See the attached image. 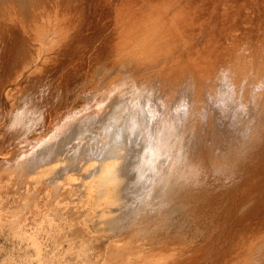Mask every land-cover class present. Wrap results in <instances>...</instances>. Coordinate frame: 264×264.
<instances>
[{"label": "bare ground", "instance_id": "6f19581e", "mask_svg": "<svg viewBox=\"0 0 264 264\" xmlns=\"http://www.w3.org/2000/svg\"><path fill=\"white\" fill-rule=\"evenodd\" d=\"M40 1L0 0V62L5 59L8 68L9 66L18 67L19 63L14 64L12 61L18 48L22 51L19 50L22 55L20 58L23 57L19 66L22 65V69H27L28 66L34 65L33 68L39 70L45 63L53 62L64 49V47L62 49V45H64L62 41L57 39L60 38L58 33L60 31L57 28L59 22L53 20L55 13L51 12V18L54 16L53 19H49L48 14L46 17L44 15V18L43 5ZM238 2L243 5L242 2H246V0H238ZM55 6L54 9L57 7ZM123 12L115 18L116 22H114L118 28L117 33L115 35L113 33L114 39L117 41L115 48L119 50V53L116 54L114 61L110 62L111 66L103 69L98 77L99 80L95 81L96 84H89L90 87H88L91 90L84 94L85 98L81 102L82 104L79 103V106H71L72 108L67 109L62 116H59L62 121L56 119L60 121L57 127L56 120L52 125L50 124L51 127L55 124L53 128L56 129L50 130V135L46 136L45 133L42 135L46 136L42 138L43 143L39 142L37 144L39 147L29 151L30 154L24 153L26 156L25 159L21 156L22 162L17 160L21 162L15 167V172L21 177L19 180L25 183L22 178L24 177L25 180V177L32 176V180L35 178L36 182H40L35 186L39 193L41 190L44 191L43 188L53 186L54 190L51 192L54 198L52 199L58 205L60 198L67 196L64 187L67 182L74 179L71 174L75 170L78 172L81 166L83 168L88 165L90 169L94 167L91 175L90 172L87 173L89 175H86V177H90V180L84 176L85 171L82 176L86 180L81 179L80 185L77 182L74 187L78 184L82 197L86 198V200L85 198L78 199L81 206L84 204L96 211L110 210L112 212L110 214L113 215L104 212L99 214L96 211H94L95 214L91 212L94 216L98 214V217H104L103 224L108 226V229L120 232L130 226L136 227L134 229L136 234L139 233L136 235L138 238L141 235L144 237V234L150 230L153 235L159 233L162 227L168 228L169 232L172 231L174 234L183 236L182 239L185 238L186 233L190 235L189 237L203 238L207 236L210 241L215 243V246H211L215 248L213 249L215 251L210 253L212 252L210 248V252H208L206 244H202L204 248L198 247L201 251L203 249L205 252L203 254L208 255L205 257L210 259L206 261L208 263L201 260L204 264H264V36L260 35L256 39L250 37L246 40L238 36L236 34L238 28L239 35L248 31L247 37L252 29L256 30L251 23L241 26L244 23L242 19L237 25H232L231 22V26L219 24L213 26L215 29L213 32L211 31L213 34L211 36L214 38L203 33L202 39L198 38L197 40L196 37H192L194 33L190 34L192 43L196 42L192 46H196V48L191 47L192 50H187L188 52L185 48L184 50L189 54H180L177 58L174 52L178 46H168L170 41L165 42V45L160 44L166 38V34L159 37L155 25L151 24L150 27L148 26L149 28L142 27L140 21H132V17L128 18L133 15L132 13L126 15ZM240 13L242 12L240 11ZM133 16L135 17V15ZM136 19H138L137 15ZM152 21L153 19L150 22L152 23ZM163 24L165 23L163 22ZM160 26L158 25V27ZM20 28L22 32H19ZM21 33H25V35L27 33L30 38L23 37L24 35L22 36ZM60 35L62 38L63 34ZM168 38L169 36L166 40H169ZM182 42L185 41L182 40ZM186 42L188 44L187 40ZM177 44L180 47L179 41ZM184 44L186 45V43ZM31 47L34 48V52ZM182 50L179 49L181 53ZM35 69H31V72ZM42 74H39L38 77L40 78ZM84 81L86 84L87 79ZM9 82L11 81L9 80ZM14 85L16 86V84ZM10 90L12 89L6 90V95L11 94ZM77 97L80 95L77 94ZM23 105L17 107L14 112L16 114L13 113L16 126L20 115H26L29 111L33 112L30 108L24 107L27 105ZM31 108L33 109V107ZM18 135H20L19 132L16 137ZM28 142L31 141H26V143ZM28 145L31 148L30 143ZM57 164H60L58 170L55 167ZM3 165H5L4 161ZM82 168L81 171L84 169ZM72 170L74 172L69 173ZM47 172L49 175L53 174L54 177L51 178L52 175L49 176L46 174ZM44 174L50 179L40 180ZM82 176L80 175V178ZM60 186L65 189V192L59 191ZM58 187L59 189H57ZM69 192L67 190V193ZM36 193L29 194L35 196ZM78 195L77 198L80 197ZM32 196H26L24 199L27 197L31 199ZM92 197L95 198L91 200ZM20 198L18 196V201ZM28 199H26L27 202H29ZM69 199L71 200V198ZM94 199L100 200V207L94 206L96 203ZM20 205L22 207L21 203ZM80 205L73 204L77 211ZM62 210L64 211V209ZM68 210L70 211V209ZM77 211L75 212L77 213ZM80 211L82 212V209ZM6 212L10 213V211ZM72 212L70 214H73ZM74 215L73 217L77 216ZM73 217L71 218L74 222ZM76 218L78 219V217ZM97 220L94 221V229L96 225L98 227V224L103 227L100 220V223L97 224ZM180 222L181 224H179ZM16 225H18L17 222ZM13 226L16 227L15 223ZM134 229L131 228L133 230L131 233H134ZM162 230L164 232L165 229ZM10 233H12L11 229ZM54 235L57 237L56 233ZM165 240L172 243V239ZM159 242L157 241V244ZM150 243L152 244V242ZM209 243H207L208 247L211 245ZM195 249L198 250L197 246L193 251ZM121 252L123 254L124 250L122 249ZM115 254L112 253V256ZM158 254V258H155L154 262L152 261L153 264H156V259L157 262H161L162 254L161 256ZM199 254L198 259L201 258ZM209 256L211 258H208ZM125 257L123 258L125 259ZM202 257L204 256L202 255ZM186 261L189 260L186 259ZM193 261H195L194 258L190 263ZM201 261H198L199 264H202ZM182 264H187V262Z\"/></svg>", "mask_w": 264, "mask_h": 264}, {"label": "rangeland", "instance_id": "374dc122", "mask_svg": "<svg viewBox=\"0 0 264 264\" xmlns=\"http://www.w3.org/2000/svg\"><path fill=\"white\" fill-rule=\"evenodd\" d=\"M73 1L74 0H61V1L60 0H48V1L41 0L40 1L41 4L43 5L42 6L43 17H44V15L46 17L48 14L49 19H53L54 16L52 18H51V16H52V13L54 12L56 21H55V19H53V20H54V22H59L57 24V28L59 29V30L58 29L57 30L60 31V32H58L59 37L61 38L60 34H63L61 39L60 38H57V39H58V41L59 40L62 41V44H64V45H62V49H63V47H64V49L59 54V56H57L54 59L53 62L45 63L42 66L43 68L40 70L38 68H36V69L33 68L34 65L31 67L28 66L29 68L27 67V69L26 68L22 69V67H21L22 65L19 66V64H20L23 57L20 58L22 56L21 55L22 51L19 48L15 51V55L13 56V60H12V61H14L13 62L14 64L19 63L18 67L15 66L16 67L15 68L14 66H9V68H8L6 65L5 59L2 62H0V85H1L0 86V118H1L0 119V151H1V153H0V160H1L0 166L2 167V168L0 167V202L2 203V204L0 203V264H126V263L127 264H153L154 259L158 258V256H157L158 253H159L158 254L159 256H161V254H162L163 258H162V260L160 259L161 262L158 261L159 263L157 262V259H156V261H155L156 264H160V263L161 264H173L175 262H176L175 264H182L183 262H187V264H189L193 260V258L195 261L197 259L196 262L195 261L192 262L193 264H194V262H195V264L196 263L199 264L200 262H198V261H201V260H204L203 261L204 263H208V262H206V261L210 260V259L206 258L208 255L203 254V253H205V252H203L204 251L203 249H202V251L199 250L200 248H204V245L202 246V244H206L207 248L209 249L208 252H210V248H211L212 252H210V253H214L213 251H215V250H213V249H215V248H213L211 246H215L214 245L215 243L210 241V238H208L207 236H204L205 240L203 241L204 237L203 238L196 237V236L195 237H189L190 235L186 233L184 235L185 238L182 239L183 236H180L178 234H174V233H172V231L169 232L168 228L162 227V228H160L161 233L159 231V233L162 235H160L158 232H157L158 234L155 233L156 231L154 232L155 234L153 235V232H151L152 230H150L149 232L144 234V237H143V235H141V236L139 235L140 237L138 238V236H136V235H138L139 233L136 234L135 229H134L136 227L130 226L132 229H134V233L133 232L131 233V231H133V230H131L130 227L122 229L120 231L121 233H122V231L125 230L122 233L123 235L118 230L114 231L111 228L108 229V226L103 224L104 223L103 220L105 218L104 217H98V214L104 212L105 214L113 215V214H110V212H111L110 210H97L96 211V210L90 209L86 204H85L86 206H84V204L82 203L83 206L85 207L84 208L83 206L80 205L79 200H78L80 198H83V199L85 198V197H82L83 195L79 191L80 180L81 179H84V180L89 179L90 180V177L88 178V177H86V175H89V174L91 175V171L93 170L92 168H94V167H92L90 169V166L85 165V166H83V168L85 169L86 166H87V168L84 170L81 166L80 169H78V172H76L77 170H75L76 174L73 170H72V172H69V173L74 172L73 174H71V176L74 179L70 180V182H69L70 184L68 182H67L68 184L66 183L67 185L65 184L66 187H64V188L66 189V192L64 191L65 189H63L62 186H60L61 187L60 189H59V187L57 188V189H59V191L62 190L61 192H65L67 195L66 196L65 193H63V195L66 196L67 198L62 196L64 198H60V200H59L60 202L58 205L52 199V198H54V196H52V192L54 190L53 186L48 187V188H43L44 191L42 192V190H41L39 193V190L35 186H36V184H38L40 182H36L35 178H34V180H32V178H33L32 176H27V177H25V180H24V177L22 178V180L25 182V183H23L22 181H20L21 177H19L17 175V172H15V167L19 163L22 162V160H23L22 158L25 159V156L30 154L29 151H32L33 149L37 148V146L39 147V145H37V144H39V142L43 143L44 140L42 138L46 137L47 135H50V133H51L50 130L52 131V130L56 129V128L55 129L53 128L55 126V124H53L54 125L53 127H51V125H52V123H54V121L56 119H59L60 121H62L59 116H62V114L65 111H67V109L72 108L71 106L75 107V106H79L80 104H82L81 102H83V99L85 98L84 94H86L87 91L91 90L89 88L90 85H93L94 83L96 84L97 80H99L98 77L100 76V73L103 71V69L107 68V66L108 67L111 66L112 63H110V62H113L115 57L117 56L116 54L119 53V50H116V48H115L117 45L116 44L117 41H116V39H114L115 38L114 35L117 33L118 28H116V25L114 22H116L115 18L118 17L123 11L126 13V15H127V13H130V14L132 13L133 15H135V17L133 15H131L128 18L131 19V17H132L133 18L132 21H135V20L140 21L142 27H148V26L150 27L151 24L155 25L157 35H159V37H160V35L164 36V34H166V38H164L163 42L161 41L160 44L165 45V42L170 41L169 44L166 43L168 46H170V47H172V46L177 47L178 46L177 50H175L177 52V55H176V52H174V55L178 58V56L180 54H183V55L185 53H186L185 55L189 54V53H187L188 52L187 50H192V48L193 49L196 48V46L195 47L192 46V45H195L196 42L195 43L193 42L194 44L192 43V41L189 37L190 34L194 33L192 35V37L193 36L196 37L197 40H198V38H199V40L202 39L203 33H207V34H209L210 38H214L213 36H211V35H213L211 33V31L213 32V30L215 29V28H213V26L215 27L219 24H225V26H227L226 24H228L229 26H231V24H230V22H231L232 25H237V23L239 24V20L242 19V21L244 23L241 24V26H243L244 24L251 23V24H253V27H255V29L258 32L256 30L252 29L250 35L247 37L248 31H246L244 33H240L241 35H239L238 34L239 28H238L236 31V34L238 36H241L244 40H246L247 38H250V37H254L256 39V38H258V36L260 37V35L264 36V7H263L264 6V0H246V2H242L243 5H240V2H238V0H236L237 2H234L233 0H157V2H156V0L155 1L147 0V2H146V0H143V1L142 0H139V1L138 0L137 1H133V0H122V1L121 0H75L74 2ZM48 2L50 4L51 3H54V4L50 5ZM56 2H57V5H56ZM156 4H157V8H156ZM54 6L56 7L55 9H54ZM43 7H44V9H43ZM136 7H137V9H136ZM167 7H168V9H167ZM74 8H75V10L73 11ZM141 8H142V10H141ZM240 11L242 13H240ZM124 12H123V14H125ZM228 12H229V14H228ZM49 13H51V14H49ZM81 15H82V17H81ZM136 15H137L138 19H136ZM59 18H60V20H59ZM151 19H153L154 22L152 21V23H151L150 22ZM171 20H172V22H171ZM173 21H175V22L173 23ZM163 22L165 24H163ZM160 24H163V25L160 26ZM61 25H62V27H61ZM121 25L123 26V24H121ZM158 25L160 27H158ZM167 25H169V28H167ZM84 26H86V27H84ZM60 27H61V30H60ZM63 27L66 30H64ZM62 29H63V31H62ZM18 30H19V32H22L21 28ZM168 30H169V32H168ZM172 32H174V33H172ZM67 33H69V34H67ZM113 33H114V35H113ZM178 33L180 36L178 35ZM21 35L22 36L24 35L23 37L30 38V36L29 37L27 36V33H26V35H25V33H23V34L21 33ZM175 35H178L180 38L178 36H175ZM168 36H169V38H168L169 40H166ZM65 37H67V38L65 39ZM175 37H178V38H175ZM187 37H189V39H187ZM57 39H56V42H58ZM176 39H179V40H176ZM182 40L185 42H182ZM186 40L188 41V44H187ZM171 41H173V42H171ZM178 41L180 43V47H179V44H177ZM181 42H182V44H181ZM52 43H54V42H52ZM112 43H114V44H112ZM184 43H186V45ZM54 44H52V45H54ZM0 45H1V43H0ZM0 48H1V46H0ZM47 48H48V45H47ZM71 48H72V50H71ZM178 48L180 50L183 49L182 53H181V51H179ZM31 50H32V52H34V48H32ZM109 56H110V58H109ZM10 58H12V57H10ZM15 58H16V60H15ZM181 58H183V57H181ZM105 59H106V61H105ZM72 60L73 61L75 60V61L73 62ZM72 63H74V64H72ZM66 67H67V69H64ZM31 69H35L37 71L35 72V70H32V72H31ZM60 70H61L62 74L60 73ZM63 70H64V72H63ZM20 71H21V73H20ZM27 71H28V73H27ZM18 73H20L21 75ZM39 74L40 75L42 74V76H40V78L38 77ZM86 76H90V77L92 76V77L90 79V77H86ZM82 78L87 79L86 84L84 81L86 79L83 80ZM9 80L11 82H9ZM12 80H13V82H12ZM79 82H80V85H79ZM46 83H47V85H46ZM14 84H16V86ZM2 85H3V87H2ZM56 86H57V88H56ZM8 87H9V89H12V90H10V93H11L10 95H6L7 94L6 90L9 91ZM81 87H83V88L81 89ZM85 87H87V88H85ZM78 88H80V89H78ZM77 94L80 95V97H77ZM21 96L23 97L22 100L23 101L25 100L24 102L21 100ZM30 97H31V99H30ZM71 97H72V99L74 98L73 101H72ZM22 103L24 105H27V106H24ZM71 103H72V105H71ZM22 105L24 107L30 108L31 111H33V112L32 113L30 111L27 112V114L29 116H26L27 114L26 115L22 114L23 117L20 115L19 122H17V126H16V121L13 120L14 114H16L14 112H16L15 110L17 109L18 106L22 107ZM31 107H33V109ZM34 112H35V114H34ZM29 113H31V114H29ZM24 117H25V119H23ZM11 120H13V121H11ZM59 120H56L57 122L55 121L56 127H57V124L60 122ZM23 121L25 122V124ZM19 123H22L24 126L22 124H19ZM10 125L11 126L13 125V126L11 127ZM50 127L53 129H51ZM20 129H23V130H20ZM18 132L21 136L18 135V137H16ZM10 133H12V134H10ZM44 133L46 136H42ZM46 133H48V134H46ZM24 134H25V136H24ZM19 136H20V138H19ZM26 141H31V142L33 141L34 143L36 141V143L35 144L31 143V142L26 143ZM4 142H5V145H4ZM21 142H23V143H21ZM29 143L31 145L30 146L31 148H29V145H28ZM32 144L34 147L32 146ZM40 146H42V145H40ZM23 148L29 149V150H26L27 151L26 152ZM24 153L26 155H24ZM19 154H20V156L17 157V155H19ZM21 156H22V158H21ZM7 159H8V161H6ZM12 160L15 162H13ZM17 160L21 161V162H18ZM3 161H4L5 165L9 164V166L7 167V165L6 166L3 165ZM13 163H15L16 165ZM59 165L60 164L55 165V167L57 168L56 170L59 169V167H60ZM81 168L83 169L82 171H81ZM81 172H82V174H81ZM84 172H85V174H84ZM87 173H89V174H87ZM46 174L49 175L48 172ZM46 174H44V176H45V178L46 177L47 178L45 179V178H43L44 176H42L40 178V180L41 179L47 180L49 178V176H51V175H52L51 178L54 177L53 174H50L49 176H46ZM83 174L86 177V179L84 176H82ZM80 175L82 176V178H80ZM17 176H18V178H17ZM26 178H29V179H27L28 181L26 180ZM30 180H32V181H30ZM71 181H73V182H71ZM20 182L22 183V185ZM77 182L79 185L77 184V186L74 187V185ZM24 185H25V187H24ZM52 187H53V189H52ZM12 189H14L15 191ZM47 189L48 190L50 189L49 193H48ZM17 190H18V192H17ZM33 190H35V191L31 192ZM51 190H52V192H51ZM67 190H68V192H69V190H71L72 192L70 191L71 193L70 192L67 193ZM46 191H47V194H46ZM76 192H78L79 195H78V193L75 194ZM29 193H32V194L36 193V195L32 196V194H29ZM77 195L80 197L77 198ZM18 196H19V198L21 196L20 201H18L19 200ZM22 196H23V198H22ZM26 196H29V197L32 196L31 199L30 198L28 199V197L26 198V199H28L29 202H27V200L24 199ZM33 197H34V199H33ZM68 197L71 198V200ZM93 198H95V197H92L91 200H93ZM22 199H24V200H22ZM63 199H65L64 200L65 202H63ZM49 200H50V202H49ZM85 200H86V198H85ZM94 200H96V199H94ZM48 202H49V204H48ZM95 202L96 203H94V201H93L94 206L101 205L100 200H96ZM20 203L22 204V207H21ZM50 203H52V204H50ZM27 204H29V205H27ZM73 204L76 206H78V204H79L81 208L78 207V211H77V208H75V206H73ZM23 205H24V207H23ZM25 205H27V206H25ZM34 205H35V207H34ZM68 205H70V206H68ZM18 206H19V208H18ZM13 207H15V208H13ZM23 209H25V210H23ZM33 209H34V211H33ZM62 209H64V211ZM68 209H70V211ZM81 209H82L83 213L80 211ZM84 209L87 211L85 212ZM88 209H89V211H88ZM72 210H73V212H72ZM6 211H10V213L6 212ZM26 211L28 212V214ZM75 211H77V213ZM94 211H96L98 213L97 216H94L91 214V212L93 214H95ZM71 212L73 214H70ZM17 215H18V217L21 215V217H19L20 222L18 220ZM73 215L74 216L77 215L76 217H78V219L76 217H73ZM109 215H107V216H109ZM80 216L81 217L83 216V217L81 218ZM43 217H45V218H43ZM71 217H73V219H75L74 222H73ZM99 218H101V219H99ZM65 219H66V221H65ZM88 219H90V220H88ZM9 220H10V222H8ZM76 220H77V222H75ZM96 220H97V224L102 222L101 224L103 225V227L98 224V227L96 225V227L94 229V221H96ZM99 220H100V222H99ZM63 221H64V223H63ZM16 222L18 225H16ZM70 222H71V224H70ZM88 222H89V224H88ZM14 223H15L16 227L13 226ZM66 223H67V225H66ZM76 224H77V226H76ZM91 224H93V225H91ZM179 224H181V222ZM10 229H11L12 233H10ZM162 229H165L166 231L164 230V232H162L163 231ZM15 230H16L17 235L15 234ZM69 232H71V233H69ZM114 232H115V234H114ZM55 233L57 234V237H56V235H54ZM61 234H62V237H60ZM170 235H171V237H170ZM131 236H133V238H131ZM135 236H136V238H134ZM158 236H159V239H157ZM161 237H163V238L160 239ZM177 237H179V238H177ZM49 238H50V240H49ZM142 238H144V239H142ZM151 238H154L153 239L154 241ZM155 239L158 242L160 241L159 244H157V241ZM165 239H167V240L172 239V243L168 242V241L166 242ZM24 240H25V242H24ZM161 240L163 243L161 242ZM178 240H181V241H178ZM169 241H171V240H169ZM201 241H203V242H201ZM150 242H152V244ZM197 242H199V243H197ZM139 243H140V245H139ZM153 243H156V244H153ZM207 243H209L211 245H209V247H208ZM194 245L197 246V249H198V247H200L197 250L198 252L196 251V249H195L196 252L193 251V249L196 247ZM171 246L174 248H172ZM122 249L124 250L123 254H122L123 251L121 252ZM116 250H118V251H116ZM157 250H158V252H157ZM205 250H207V249H205ZM98 251H99V253H98ZM192 251L194 252L193 254L191 253ZM111 252L113 254H115V252H116V254L114 256H112ZM119 252H121V253H119ZM129 252H131V253H129ZM197 253L198 254L200 253L199 255H201V256H199V257H201L202 259L201 258H199L200 260L198 259ZM170 254L171 255L173 254V255L171 256ZM194 254L195 255L197 254V255L195 256ZM190 255H191V257H189ZM202 255L204 257H202ZM192 256H194V257H192ZM210 256L208 258L212 257V256L211 257ZM123 257H125V259ZM166 257H168V259H166ZM178 258H181L180 259L181 261ZM189 258H191V259H189ZM203 258H206V259H203ZM173 259L175 262L173 261ZM186 259H188L189 261L191 260V261L190 262L186 261ZM177 260H179V261H177ZM203 262H202V264H204ZM192 263H190V264H192Z\"/></svg>", "mask_w": 264, "mask_h": 264}]
</instances>
